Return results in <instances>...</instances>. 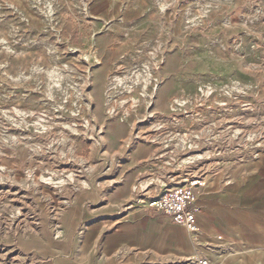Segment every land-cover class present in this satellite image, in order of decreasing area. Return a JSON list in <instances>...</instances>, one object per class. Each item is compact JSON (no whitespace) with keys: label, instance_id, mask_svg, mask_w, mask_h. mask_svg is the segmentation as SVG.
Returning a JSON list of instances; mask_svg holds the SVG:
<instances>
[{"label":"rangeland","instance_id":"obj_1","mask_svg":"<svg viewBox=\"0 0 264 264\" xmlns=\"http://www.w3.org/2000/svg\"><path fill=\"white\" fill-rule=\"evenodd\" d=\"M157 1L163 14L181 7L182 31L167 23L162 37L142 39L114 29L116 45L134 51L111 57L100 39L110 25L94 20L88 0H0V264H43L19 241L39 235L45 219L62 240V217L82 193L102 197L87 210L129 193L119 224L166 184L204 180L197 202L216 184V204L232 182L264 180V30L254 33L264 23L231 20L202 34L210 4ZM248 225L216 227L202 248L264 258V216Z\"/></svg>","mask_w":264,"mask_h":264},{"label":"crops","instance_id":"obj_2","mask_svg":"<svg viewBox=\"0 0 264 264\" xmlns=\"http://www.w3.org/2000/svg\"><path fill=\"white\" fill-rule=\"evenodd\" d=\"M88 1L94 20L110 25L105 35L100 37L101 40H107L101 52L104 55L114 57L124 51H134L130 46L124 49L116 45L115 40L121 36L114 29L131 28L133 31L128 37L142 39L162 37L167 23L172 26L174 34L182 31L181 7L176 12L172 9L163 14L157 8V0ZM204 1L211 5L207 16L210 29L203 30L202 34H209L210 30L225 32L224 23L231 20L240 25L247 22L248 18L256 24L264 23V0ZM259 29L263 31L264 25L257 26L254 33L258 34ZM193 50L192 46L186 47L188 54H194L191 52ZM186 65L192 70H199L194 60L188 61ZM207 66L208 62L203 59L201 68L207 69ZM249 68L251 70L252 64ZM234 70L235 75L241 74L242 63L236 61ZM261 163L264 170V160ZM214 187L218 190L216 184H212V188L205 190L197 202L201 205V211L197 216L199 232L196 235L171 219L160 217L148 206L130 212L126 221L115 224V210L129 198V193L124 197L111 193L106 196L105 203L94 210H87V203L100 202L102 197L82 193L62 217L65 232L62 240L53 237L45 219L39 235L19 241L18 245L25 252L44 259L43 264H175L184 257L195 256L207 258L210 264H264L263 257L256 260L225 259L214 250L202 248V242L214 236L216 227L228 234H237L242 228H250L248 222L256 219V216H264V180H249L245 184L239 180L232 182L221 191L224 196L216 204V198L210 192ZM246 204H253L252 211L242 209ZM211 218L214 219L215 227ZM197 244L200 248H196ZM236 249L239 254L246 253L247 245L240 243Z\"/></svg>","mask_w":264,"mask_h":264},{"label":"built area","instance_id":"obj_3","mask_svg":"<svg viewBox=\"0 0 264 264\" xmlns=\"http://www.w3.org/2000/svg\"><path fill=\"white\" fill-rule=\"evenodd\" d=\"M170 5L161 4L160 7L166 10ZM205 185L204 180L196 178H186L183 183L166 184L156 196L147 201V206L160 217L169 218L196 235L199 232L197 216L201 209L197 204L195 190ZM183 264H210V261L203 256H195L188 258Z\"/></svg>","mask_w":264,"mask_h":264},{"label":"bare ground","instance_id":"obj_4","mask_svg":"<svg viewBox=\"0 0 264 264\" xmlns=\"http://www.w3.org/2000/svg\"><path fill=\"white\" fill-rule=\"evenodd\" d=\"M101 63V62H100ZM198 238V237H197Z\"/></svg>","mask_w":264,"mask_h":264}]
</instances>
